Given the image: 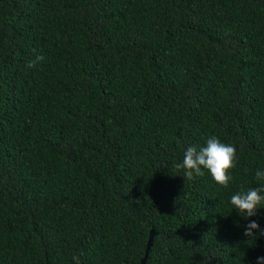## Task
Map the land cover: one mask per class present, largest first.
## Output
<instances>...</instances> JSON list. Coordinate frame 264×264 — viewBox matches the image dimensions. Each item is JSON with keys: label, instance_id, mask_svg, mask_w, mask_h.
Instances as JSON below:
<instances>
[{"label": "trees", "instance_id": "1", "mask_svg": "<svg viewBox=\"0 0 264 264\" xmlns=\"http://www.w3.org/2000/svg\"><path fill=\"white\" fill-rule=\"evenodd\" d=\"M211 136L228 188L174 167ZM257 169L264 0H0V264H142L152 229L144 264H257Z\"/></svg>", "mask_w": 264, "mask_h": 264}, {"label": "clouds", "instance_id": "2", "mask_svg": "<svg viewBox=\"0 0 264 264\" xmlns=\"http://www.w3.org/2000/svg\"><path fill=\"white\" fill-rule=\"evenodd\" d=\"M41 60L43 57L37 56L35 60L29 61L27 67L34 68L36 63ZM236 165V147L222 142L216 136H211L206 140V146L199 148L188 146L182 162L176 163L174 167L183 171L186 180L202 177L205 174L204 170H207L218 185L228 188L232 180L230 172ZM255 180L258 187H250L247 190L241 189L230 198L233 209L248 220L244 226L243 235L254 240L258 236H264V229L260 227L259 223L249 219L258 215L259 209L264 208V170H256ZM237 226L240 225L237 223ZM74 260L76 264H79L78 257H74ZM257 264H264V256L257 258Z\"/></svg>", "mask_w": 264, "mask_h": 264}, {"label": "water", "instance_id": "3", "mask_svg": "<svg viewBox=\"0 0 264 264\" xmlns=\"http://www.w3.org/2000/svg\"><path fill=\"white\" fill-rule=\"evenodd\" d=\"M154 233H155V231L152 229L151 232H150V236H149V238H148V241H147V246H146L145 254H144V256L142 257V264L145 263L146 258H147L148 253H149V250H150V248H151V246H152Z\"/></svg>", "mask_w": 264, "mask_h": 264}]
</instances>
